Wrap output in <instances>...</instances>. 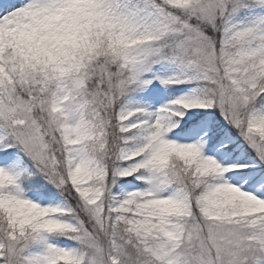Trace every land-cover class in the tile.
<instances>
[{
    "label": "snow or ice",
    "instance_id": "snow-or-ice-1",
    "mask_svg": "<svg viewBox=\"0 0 264 264\" xmlns=\"http://www.w3.org/2000/svg\"><path fill=\"white\" fill-rule=\"evenodd\" d=\"M0 264H264V0H0Z\"/></svg>",
    "mask_w": 264,
    "mask_h": 264
}]
</instances>
